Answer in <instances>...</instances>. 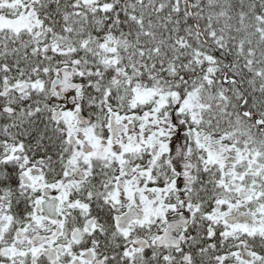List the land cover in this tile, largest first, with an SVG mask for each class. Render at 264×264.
<instances>
[{
  "label": "snow or ice",
  "instance_id": "1",
  "mask_svg": "<svg viewBox=\"0 0 264 264\" xmlns=\"http://www.w3.org/2000/svg\"><path fill=\"white\" fill-rule=\"evenodd\" d=\"M0 264H264V0H0Z\"/></svg>",
  "mask_w": 264,
  "mask_h": 264
}]
</instances>
